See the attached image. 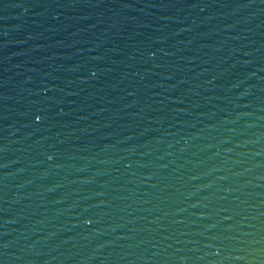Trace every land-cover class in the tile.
<instances>
[{
	"label": "water",
	"instance_id": "water-1",
	"mask_svg": "<svg viewBox=\"0 0 264 264\" xmlns=\"http://www.w3.org/2000/svg\"><path fill=\"white\" fill-rule=\"evenodd\" d=\"M0 264H264V0H0Z\"/></svg>",
	"mask_w": 264,
	"mask_h": 264
}]
</instances>
